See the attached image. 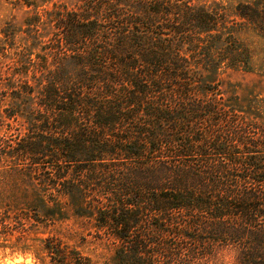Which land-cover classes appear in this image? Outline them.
<instances>
[{"label": "trees", "instance_id": "16d2710c", "mask_svg": "<svg viewBox=\"0 0 264 264\" xmlns=\"http://www.w3.org/2000/svg\"><path fill=\"white\" fill-rule=\"evenodd\" d=\"M229 1L0 0L1 249L264 264V93L221 80L254 70L264 0Z\"/></svg>", "mask_w": 264, "mask_h": 264}, {"label": "rangeland", "instance_id": "374dc122", "mask_svg": "<svg viewBox=\"0 0 264 264\" xmlns=\"http://www.w3.org/2000/svg\"><path fill=\"white\" fill-rule=\"evenodd\" d=\"M235 0H230L229 7L236 4ZM10 13V9L6 6L0 10V22L7 18ZM242 40L250 44L251 49L254 52V70L251 72H243V71H228L221 76V80L223 83L224 89H233L236 93L241 97H246L252 92L255 93H264V66H261L262 58L264 57V40L259 38L251 33H244L241 36ZM19 123L15 120H0V134H12L16 132V128ZM75 219L71 217L69 221L65 223L73 224ZM53 227L52 225H50ZM50 228V227H49ZM31 231V230H28ZM40 233H33L31 236L33 238L44 239L47 237V232L44 233L45 229L40 227ZM18 232H14L13 236H10L9 243H14L17 240ZM92 237L89 236L86 243H83V248L87 253H104L103 247H97V245L92 244L90 241ZM107 255L105 257L107 259L110 258V255L106 252ZM104 261V260H103ZM106 261V260H105ZM42 264L37 258L28 252H22L17 250L16 248H0V264ZM212 264H232L231 254L223 253L222 257L216 259L212 262Z\"/></svg>", "mask_w": 264, "mask_h": 264}, {"label": "clouds", "instance_id": "9594fccd", "mask_svg": "<svg viewBox=\"0 0 264 264\" xmlns=\"http://www.w3.org/2000/svg\"><path fill=\"white\" fill-rule=\"evenodd\" d=\"M17 264H19V262H17Z\"/></svg>", "mask_w": 264, "mask_h": 264}]
</instances>
